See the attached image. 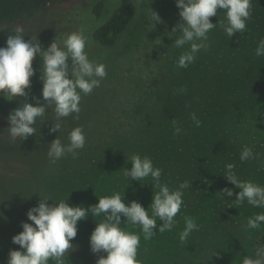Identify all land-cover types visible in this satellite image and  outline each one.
<instances>
[{"label": "rangeland", "instance_id": "1", "mask_svg": "<svg viewBox=\"0 0 264 264\" xmlns=\"http://www.w3.org/2000/svg\"><path fill=\"white\" fill-rule=\"evenodd\" d=\"M66 6H50L35 15L34 20L46 17V26L50 27L63 23L64 15L50 13ZM153 11L161 18L155 25L150 22ZM210 20L226 23L223 12ZM181 22L175 0H140L122 44L106 65V78L91 94L82 97L78 119L69 116L62 120L59 133L50 131L55 114L49 108L47 120H38L34 125L35 135L22 141H12L8 135L10 111L25 100L35 105L34 98H40L39 103H45L40 79L43 61L39 54L32 62L35 72L26 90L28 96L9 100L0 95V116L5 123L0 131V255L20 249L12 237L23 230L22 222L32 223L26 213L41 198H50L49 204L54 203L51 199H66L70 206L87 208L98 203V196L124 192L125 203L138 201L146 209L149 207L151 214L150 180L129 183L124 176V169L132 166L128 159L134 154L149 156L154 166L163 170L161 179L171 189L190 182L183 189V205L171 231L157 232L145 241L139 226L121 223L125 230L140 233V264H242L244 256L254 255V239L264 235V225L247 229V219L264 212V208L252 207L247 202L239 208L229 206L239 189L223 172L225 165L232 163L240 180L264 185V56L255 55L258 42L264 39V0H252L251 19L243 34L237 32L229 39L218 23L209 32V47L202 49L187 68L177 67L180 54L189 47H175V38L182 34L178 30ZM27 23L23 17L0 24V47L6 46L7 38L15 34L17 27L24 29L25 40L33 37L41 44L26 29ZM177 79L183 80L182 87L188 93L184 96L198 97L207 104L165 113L156 102L157 89L162 83ZM250 79L252 85L248 84ZM219 97L227 101L222 109L232 107L229 100H240L241 105L236 106L241 116L240 127L233 130L225 124L215 125L213 114L218 107L214 106ZM193 112L202 121L200 127L193 125ZM173 121L182 129L178 135L174 134ZM77 126L86 135L85 147L79 150L77 158L69 154L52 165L47 156L49 143L58 135L67 144L69 132ZM245 146L253 149L255 157L241 162L240 153ZM225 187L233 189V196L222 193ZM186 216L199 227L181 243L179 235ZM100 219L90 213L78 222L74 239L83 250L91 251L90 235L95 220ZM121 219L125 217L122 215ZM161 223L157 220V229Z\"/></svg>", "mask_w": 264, "mask_h": 264}, {"label": "clouds", "instance_id": "2", "mask_svg": "<svg viewBox=\"0 0 264 264\" xmlns=\"http://www.w3.org/2000/svg\"><path fill=\"white\" fill-rule=\"evenodd\" d=\"M182 22L178 30L182 33L174 40L177 49L183 51L178 59V68H187L194 63L202 49L209 47V32L219 26L229 39L237 32L243 34L247 30V21L252 15V0H175ZM218 9L224 13L226 23H213L210 17L217 16ZM161 18L153 11L152 23L160 22ZM172 31H177L173 28ZM22 27H17L15 34L9 35L6 46L0 47V95L9 100L17 97H27V89L31 86L30 77L34 75L32 62L39 54L42 81V99L45 103L34 105L22 101L21 105L10 111L8 135L12 141L24 140L35 135L37 121H46L49 108L54 110L55 121L50 131L60 132L62 120L69 116L79 118L82 95L86 96L98 88L106 78V66L91 60L86 48L89 38L84 28L67 34L62 45L56 39L46 48H42L37 39L25 40ZM257 57L264 56V39L256 48ZM69 60L71 65H69ZM181 93L186 89H180ZM191 120L195 127H200L202 121L193 112ZM174 134L182 129L173 121ZM86 145V135L81 126L73 128L68 134V143L64 144L57 137L49 143L47 156L52 165L71 154L77 158L79 150ZM255 157L253 149L245 146L240 153L241 162ZM131 168L124 169L127 180L139 182L150 180L153 185V196L146 209L138 201L124 202V192H114L110 196H98V203L85 208L82 205L70 206L65 200L41 198L38 205L30 208L26 215L28 221L22 222V231L12 237L14 244L20 249L10 250L7 264H64L71 243L77 235V225L91 213L93 218L102 217L90 235V249L93 253L104 252L96 264H140L137 259L141 243L140 233L127 231L121 227L122 222L139 226L145 241L151 240L157 232L171 231L177 224V214L183 205V189L190 186L189 181L182 182L177 189H171L163 182L162 169L154 166L149 156L132 155ZM235 165H225L223 175L239 189L235 194L234 203L229 206L240 207L245 202L255 208H264V185L253 181L240 180L234 172ZM128 183V184H129ZM127 184V185H128ZM227 196H233V189L225 187L221 190ZM221 194V193H220ZM224 198V195L221 194ZM2 215V213H0ZM125 217L124 220L121 216ZM157 220L162 221L157 229ZM264 225V212L255 213L247 219V229H259ZM198 224L191 217H184V228L180 232L181 243L187 241L190 234L198 230ZM22 249V250H21ZM242 264H264V246H257L253 256H244Z\"/></svg>", "mask_w": 264, "mask_h": 264}, {"label": "trees", "instance_id": "3", "mask_svg": "<svg viewBox=\"0 0 264 264\" xmlns=\"http://www.w3.org/2000/svg\"><path fill=\"white\" fill-rule=\"evenodd\" d=\"M140 0H0V24H10L16 20L25 17L28 21L26 29L31 31V35L38 38L42 48L46 49L55 39L62 45L63 38L80 28L85 29L89 38V45L86 48L91 60L103 63L105 66L112 59L116 50L122 44L123 35L137 15L138 4ZM67 4L59 11L50 13L54 16L64 15L63 23H56L52 27L46 26L45 18L41 21L34 20V16L49 9L50 6ZM47 16V15H46ZM33 19V20H32ZM47 29L49 33L47 34ZM42 39V40H41ZM69 65L71 61L69 60ZM243 89L245 82L242 79ZM250 79L248 84L252 85ZM183 80L176 82L162 83L157 89L156 102L167 114L175 113L178 110H184L193 107L195 104H207L206 100L197 98H188L184 95L187 91L181 93ZM221 94V93H217ZM83 97V95H82ZM229 100V99H228ZM227 101L217 98L214 107H218L215 112V125L229 127H240L242 122L239 118L236 106H240L238 99L229 100L228 109L224 108ZM194 104V105H193ZM215 108V109H216ZM54 113V110L51 109ZM55 114V113H54ZM5 123L0 116V128L2 131ZM237 127V128H238ZM234 130V129H233ZM5 131V130H3ZM73 248L69 250L65 257L64 264H95L102 253H93L81 248L78 241L73 239L71 242ZM255 246H264V235L257 236L254 239ZM8 253L0 255V264H7Z\"/></svg>", "mask_w": 264, "mask_h": 264}]
</instances>
